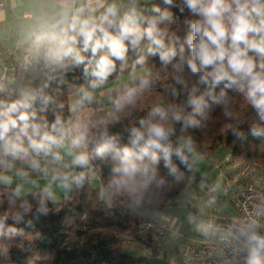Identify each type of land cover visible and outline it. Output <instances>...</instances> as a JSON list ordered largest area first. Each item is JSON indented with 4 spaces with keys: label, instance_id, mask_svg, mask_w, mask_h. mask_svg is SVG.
Instances as JSON below:
<instances>
[{
    "label": "clouds",
    "instance_id": "1",
    "mask_svg": "<svg viewBox=\"0 0 264 264\" xmlns=\"http://www.w3.org/2000/svg\"><path fill=\"white\" fill-rule=\"evenodd\" d=\"M163 3L169 7L162 9L151 0H58L51 26L56 40L47 55L50 74L44 87L52 81L63 82L70 69L80 66L85 84L75 90L70 116L55 114L51 121L42 115L53 102L49 95L22 89L15 99H0V185L7 189L8 204V210L0 212V236L22 235L16 225L34 208L47 214V202L55 197L53 186L82 187L94 159L112 162L101 198L111 194L137 197L151 185L163 186L166 177L159 171L161 161L167 176L179 180L181 173L173 157L188 167L195 148L188 130L204 126L216 108L222 109L226 119H237L229 90L255 110L261 123L252 125L250 132L264 140V0ZM172 7L181 14L187 8L191 14L183 21L188 27L183 43L171 30L178 20ZM145 40L128 80L109 90L114 93L112 111L94 123L79 118L76 114L95 102L96 90L104 88L117 72L116 61L121 62L123 72L129 46L140 49ZM149 56H158L160 71L170 77L165 88L170 99L161 98L151 106L138 126L127 130V145L120 146L108 128L116 114L134 105L158 80L159 72L148 65ZM38 98L39 109L34 107ZM228 127L238 138L244 137L237 128ZM93 141L95 146L89 151ZM77 168L81 170L74 171ZM30 173L50 177L49 183L31 193L35 205L24 189ZM14 177L21 183L13 187ZM261 217L264 206L235 230L244 254L242 264H264Z\"/></svg>",
    "mask_w": 264,
    "mask_h": 264
},
{
    "label": "trees",
    "instance_id": "2",
    "mask_svg": "<svg viewBox=\"0 0 264 264\" xmlns=\"http://www.w3.org/2000/svg\"><path fill=\"white\" fill-rule=\"evenodd\" d=\"M174 2L179 4L181 0ZM151 4H157L162 9L169 7L163 0H151ZM170 10L178 17L177 22L171 25V30L180 37V43H183L188 32V27L183 21L191 18V14L187 8L183 14L176 7ZM55 40L56 33L52 28H38L21 49L19 59L9 67L11 69L8 74H5L4 78L0 77V99H15L22 89H31L38 95L51 96L53 102L47 106V111L42 113L49 121L53 120L55 114L68 117L69 96L79 86L85 84L83 66H80L70 69L63 77V82L52 81L44 87L50 74L47 55ZM146 43V40L142 41L140 49H132L129 46L124 71H120L121 62L116 61L117 72L109 78L106 85L119 78L128 77L133 62L142 54ZM185 48L187 50L186 45ZM147 59L148 65L159 72V78L149 91L137 98L134 105L115 115L108 131L110 135L119 138L120 146L127 145V130L132 126H138V120L147 115L151 106L161 98L170 99L165 92L170 77L166 72L160 71L158 56H149ZM229 95L234 99L237 119H226L222 109L216 108L204 126L188 130L187 134L195 141L194 151L211 156L223 146L231 158H239L248 165L264 168V140L253 137L250 132L252 125L261 123L259 116L241 96L230 90ZM110 96V101L96 99L91 103L93 112L85 121L94 123L105 113L111 112L114 93L110 92ZM34 107L37 109L41 107L39 98ZM229 125L243 132L244 137L238 138L234 135ZM180 127L179 124L176 125L177 130ZM92 135H96L95 130ZM94 146L95 141L89 144V151ZM111 163L110 159H94L87 169L88 179L82 187L71 188L69 194L63 195L59 201L49 200L47 214H40L34 208L30 214L25 215L23 221L16 225L22 230V235L12 238L0 236V264H141L145 256H133L124 252L126 236H137L143 231L147 234L152 233L154 228L147 225L158 223L154 220V215L162 211L166 204L191 182L199 180L201 173L196 168L192 153L189 156L188 167L173 157V163L178 166L181 173L179 180L167 176V169L161 161L159 171L166 177L163 186L151 185L137 197L111 194L101 198L100 192L107 184ZM80 170L75 169L77 172ZM90 170L98 181L95 186L89 181ZM249 183L257 185L254 182ZM40 188L42 187H36L25 194L34 205L36 200L31 193L38 192ZM6 191L7 189L0 185V212L8 210ZM8 223L11 224L12 221L9 220Z\"/></svg>",
    "mask_w": 264,
    "mask_h": 264
},
{
    "label": "rangeland",
    "instance_id": "3",
    "mask_svg": "<svg viewBox=\"0 0 264 264\" xmlns=\"http://www.w3.org/2000/svg\"><path fill=\"white\" fill-rule=\"evenodd\" d=\"M126 77L99 89L102 90V97L104 96L101 100L110 101L109 90L125 83L128 79ZM92 112L93 110L89 112L88 117ZM192 154L201 178L191 182L178 196L170 200L162 211L154 215V220L164 223L166 228H158V230L155 228V232L151 230L153 233L150 242L146 240V232L139 233L137 238L126 236L123 244L124 252L133 256H145L146 260L141 264H146V261L148 264H167L170 256L177 255V251H181L191 242L190 239L198 240L212 235L216 220L234 218L236 212L230 203V192L227 195L223 194V186L226 182L230 187H238L249 182L264 186V168L248 165L239 158H229L227 149L223 146L211 156L197 151H193ZM13 179V186L21 183L19 178ZM89 181L92 186L98 184L91 170ZM43 182L31 178L29 182L24 183L25 194L36 187H43ZM54 190L55 197L52 201H59L63 195H68L70 192V189L62 192L55 187ZM173 223L175 225L172 227Z\"/></svg>",
    "mask_w": 264,
    "mask_h": 264
},
{
    "label": "crops",
    "instance_id": "4",
    "mask_svg": "<svg viewBox=\"0 0 264 264\" xmlns=\"http://www.w3.org/2000/svg\"><path fill=\"white\" fill-rule=\"evenodd\" d=\"M3 1L4 7L0 10V74L2 73L3 69L6 68L5 74L7 75L11 69L9 67L13 66L15 61L19 59L21 55V49L36 33V30L38 28H52L51 26L54 23L57 13L58 0ZM74 94L75 92L69 96V110L75 98ZM102 95V90H96V99H102L104 97H102ZM92 110L93 108H91V105L89 104L76 115H78L79 118L85 120L88 117L89 112ZM73 118H75V116H73ZM65 159L68 161L70 160V157H66ZM22 166L23 165L18 164V167ZM30 177L43 180V185L50 182V177L42 176L36 173H30ZM58 190L62 192L64 191V189L62 190L60 188H58ZM174 223L172 227L175 225ZM152 233H148L145 236L148 242L152 240ZM137 236H134V238H137ZM215 236L216 233L214 231V233L207 238L198 240L190 239L191 242L187 244L184 249L198 247L203 241L213 240ZM179 251H177V255L170 256L167 264L180 263L179 253L181 251ZM146 264H148L147 261Z\"/></svg>",
    "mask_w": 264,
    "mask_h": 264
},
{
    "label": "built area",
    "instance_id": "5",
    "mask_svg": "<svg viewBox=\"0 0 264 264\" xmlns=\"http://www.w3.org/2000/svg\"><path fill=\"white\" fill-rule=\"evenodd\" d=\"M3 7L4 1L0 0V10ZM5 71L6 68L0 74L1 78L5 77ZM229 192L230 203L236 216L216 220L213 224L215 238L203 241L198 247L183 249L179 254V264H242L244 254L240 242L235 239V230L258 208L264 206V188L252 183L230 187L226 182L223 186V194L227 195ZM260 222L264 224V217L260 218ZM147 227L158 230V228H166V225L149 223ZM261 231L264 232V228Z\"/></svg>",
    "mask_w": 264,
    "mask_h": 264
}]
</instances>
